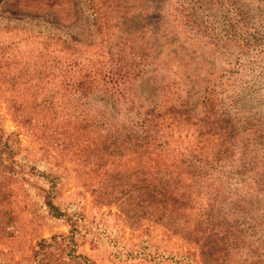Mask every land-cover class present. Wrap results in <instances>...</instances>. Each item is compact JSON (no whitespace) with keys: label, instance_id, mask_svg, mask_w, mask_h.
Here are the masks:
<instances>
[{"label":"rangeland","instance_id":"374dc122","mask_svg":"<svg viewBox=\"0 0 264 264\" xmlns=\"http://www.w3.org/2000/svg\"><path fill=\"white\" fill-rule=\"evenodd\" d=\"M86 1L0 0V129L19 153L0 155V264H32L39 241L71 230L42 206L44 169L57 177L56 202L81 213L77 253L97 264H264V0H219L218 13L200 20L203 42L218 44L204 49L175 30L167 0H121L112 25L109 0L98 23ZM225 10L243 21L246 48L226 44ZM65 40L72 52L60 51ZM132 43L148 56L137 83L141 102L170 97L162 105L170 125L162 141L169 140L163 148L180 184L143 190L138 155L109 151L103 132L69 122L74 135H58L70 108L65 97L60 93L55 116L23 99L21 83L14 86L30 70L60 91L54 71L61 59L90 63L114 52L129 63ZM135 59L130 69L141 68ZM13 102L35 122L23 127ZM93 102L125 116L109 96ZM64 138L74 152L58 147ZM159 170L152 177L165 174Z\"/></svg>","mask_w":264,"mask_h":264},{"label":"trees","instance_id":"16d2710c","mask_svg":"<svg viewBox=\"0 0 264 264\" xmlns=\"http://www.w3.org/2000/svg\"><path fill=\"white\" fill-rule=\"evenodd\" d=\"M218 1L167 0L169 16L175 30L186 42L201 49L207 48L209 44H212L211 41L210 43L203 42L207 35V29L205 28L204 32L202 31L200 20L205 13L211 17H214L218 13V9H220L217 7ZM105 2L103 0H88L85 2L86 6L91 3L93 7L91 15L95 16V23L99 22L97 17L104 10V6L102 5ZM108 2L111 6V9H108L111 14L108 24L112 25L120 21L118 10L121 9V0H109ZM91 6L90 8H92ZM116 13L118 15L114 16ZM225 16L230 22L226 44L233 46L242 44L243 46L241 45V47L243 49L246 48L247 40L243 37V21L238 17H231L228 10H225ZM212 45L217 46L218 44ZM73 47V42L65 40L62 42V49L60 51L72 52ZM129 48L132 59L129 63L123 61L120 55L116 56L114 52H108L103 59L90 63L86 61L81 62L76 59H61L58 63L57 73L54 71V81L56 79L59 80L60 91L56 87L46 88L45 86L48 85V81L50 80L45 81V78L36 75L34 71L30 70L21 71L14 77V86L21 83L25 88V90L22 89L23 99H31L34 103L33 107L55 116L60 115L58 108L60 93L65 97L67 105L70 108L67 109V114L63 115L65 123L61 126L60 133H56V135L71 138L74 133L69 131L67 127L66 122H69L77 127L78 130L81 129L97 134L103 132L107 137V141H112L109 151L114 149L113 151L115 152L118 149L125 153V155H138L144 163V168L140 173L143 190L165 188L172 184H180V181L175 182L171 177L174 173L168 167L170 153L166 148H163V145L169 144V140L162 141L163 130H168L170 126H167L169 117L166 116V112H161L162 105L163 101H168L170 97L168 95H164L163 97L159 95L157 100L154 97L145 105L141 102L140 99L144 93L138 91L137 83L144 82V63H147L148 56L146 57V55L141 54V49L137 50L133 43L129 45ZM137 57L140 60L141 68L136 65L137 68L130 69V64H133ZM9 64L7 63V65ZM30 64L33 65L32 61L26 63V66L29 68ZM46 78L48 77L46 76ZM54 81H52L51 85L54 84ZM161 89L162 87L157 90L161 91ZM103 95L109 96L114 108L117 109L118 113L124 111L125 116L121 117L120 114L112 116L107 110L108 108L99 109L93 100ZM12 107L15 114H20L19 119L23 120L21 121L23 127L25 126L26 128L27 122H35L33 119L24 117V105L22 102H13ZM35 124L38 127V122ZM134 125H136L135 128L131 129L130 127ZM3 135L4 131L0 129V155L3 152L7 155L8 159L18 157V149L11 140V135L6 136L5 139H3ZM168 135L166 133L167 137ZM68 140L66 138L62 139L58 147L61 146L60 149H68L74 152V143L70 139ZM204 157V159L200 157L195 158L205 160L207 157ZM35 166V163L29 165V167L33 168ZM155 168L158 171L154 173L155 175H159L162 172L159 169L165 170V174L160 177H152L151 172ZM39 173L41 177L49 180L47 183L49 187H46L48 192L43 197L45 203L42 206L53 219L67 222L71 230L68 235H54L47 240L43 239L39 241L33 250L32 264H97L86 256L77 253V240L80 231L79 221H81L79 217H81V213H69L67 208L56 202L58 198L56 189L57 177L53 176L46 169ZM99 194H101L100 196H106L105 193Z\"/></svg>","mask_w":264,"mask_h":264}]
</instances>
